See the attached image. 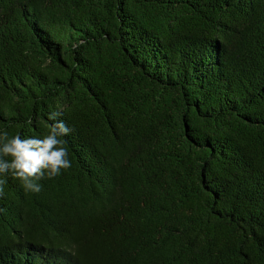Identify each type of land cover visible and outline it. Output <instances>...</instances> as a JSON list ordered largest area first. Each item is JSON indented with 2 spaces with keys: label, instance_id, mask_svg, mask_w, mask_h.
Returning <instances> with one entry per match:
<instances>
[{
  "label": "trees",
  "instance_id": "trees-1",
  "mask_svg": "<svg viewBox=\"0 0 264 264\" xmlns=\"http://www.w3.org/2000/svg\"><path fill=\"white\" fill-rule=\"evenodd\" d=\"M73 131L11 174L0 264H264V0H0V130Z\"/></svg>",
  "mask_w": 264,
  "mask_h": 264
},
{
  "label": "clouds",
  "instance_id": "clouds-1",
  "mask_svg": "<svg viewBox=\"0 0 264 264\" xmlns=\"http://www.w3.org/2000/svg\"><path fill=\"white\" fill-rule=\"evenodd\" d=\"M59 116L57 111L48 114L52 123L42 137L22 138L18 133L10 137L7 130H0V176L11 174L22 182L26 191L39 193L40 179L59 176L62 170L72 166L63 137L73 130ZM5 183L0 179V195Z\"/></svg>",
  "mask_w": 264,
  "mask_h": 264
}]
</instances>
